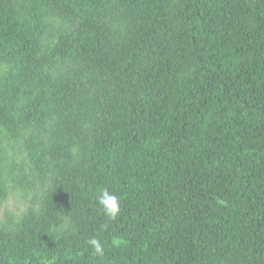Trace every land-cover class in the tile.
<instances>
[{"label":"trees","instance_id":"trees-1","mask_svg":"<svg viewBox=\"0 0 264 264\" xmlns=\"http://www.w3.org/2000/svg\"><path fill=\"white\" fill-rule=\"evenodd\" d=\"M11 191L0 264H264V0H0Z\"/></svg>","mask_w":264,"mask_h":264},{"label":"clouds","instance_id":"clouds-1","mask_svg":"<svg viewBox=\"0 0 264 264\" xmlns=\"http://www.w3.org/2000/svg\"><path fill=\"white\" fill-rule=\"evenodd\" d=\"M98 204L100 205L104 215L109 220H115L121 213V202L120 198L109 192L107 189H102L99 196L97 197ZM107 227V225H105ZM114 244H118L119 241H113ZM86 244L91 248L96 256H102L104 246L101 241L96 237H91L86 241Z\"/></svg>","mask_w":264,"mask_h":264},{"label":"rangeland","instance_id":"rangeland-1","mask_svg":"<svg viewBox=\"0 0 264 264\" xmlns=\"http://www.w3.org/2000/svg\"><path fill=\"white\" fill-rule=\"evenodd\" d=\"M27 206L26 199L18 192L11 191L7 201L0 209V220H3L5 211H14L16 215L20 214Z\"/></svg>","mask_w":264,"mask_h":264}]
</instances>
